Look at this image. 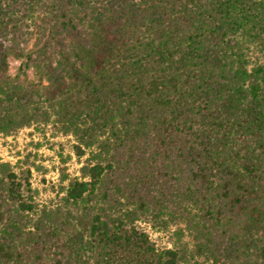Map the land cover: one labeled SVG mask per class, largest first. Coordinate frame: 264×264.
I'll return each instance as SVG.
<instances>
[{
	"label": "trees",
	"instance_id": "obj_1",
	"mask_svg": "<svg viewBox=\"0 0 264 264\" xmlns=\"http://www.w3.org/2000/svg\"><path fill=\"white\" fill-rule=\"evenodd\" d=\"M257 42L264 0H0V135L56 117L97 149L43 209L0 163V264H179L137 224L162 216L213 264H264Z\"/></svg>",
	"mask_w": 264,
	"mask_h": 264
},
{
	"label": "rangeland",
	"instance_id": "obj_2",
	"mask_svg": "<svg viewBox=\"0 0 264 264\" xmlns=\"http://www.w3.org/2000/svg\"><path fill=\"white\" fill-rule=\"evenodd\" d=\"M26 22L32 24L31 20ZM24 39L31 42L28 36ZM247 57L250 67H264V45L258 42L249 45ZM19 63L17 59H9L7 73L10 78L38 83L35 71L28 68L23 73L18 70ZM96 154L95 147L87 148L78 137L65 133L56 117L47 124L24 127L8 136L0 135V163L8 164L19 177L29 171L33 203L40 209L60 206L68 182L82 180L84 168L96 162ZM160 220L147 218L137 222L158 249L177 250L181 256L179 264H213L204 255L194 252V237L184 222L166 216Z\"/></svg>",
	"mask_w": 264,
	"mask_h": 264
}]
</instances>
